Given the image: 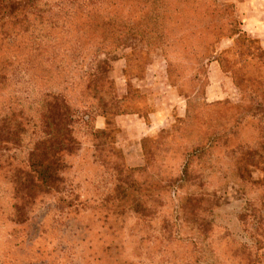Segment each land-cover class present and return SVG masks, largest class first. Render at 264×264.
Instances as JSON below:
<instances>
[{"label":"trees","instance_id":"obj_1","mask_svg":"<svg viewBox=\"0 0 264 264\" xmlns=\"http://www.w3.org/2000/svg\"><path fill=\"white\" fill-rule=\"evenodd\" d=\"M223 40H231V46L220 49ZM121 49L130 52L125 69L132 63L138 67L137 80L145 78L149 64L142 54L159 52L168 85L185 100L182 117L143 140L146 163L139 167L127 166L112 143L119 130L115 116L144 111L148 102L125 70L126 94L116 96L112 64L106 58ZM87 53L93 54V61L85 67ZM211 61L231 79L236 101H206ZM21 74L36 91L32 104L29 95L17 89ZM141 99L143 105L136 108ZM97 116L105 117V128L95 127ZM79 128L91 137L95 153L104 154L101 161L115 177L111 194L99 204V217L108 223L103 227L110 234L104 243L100 238L98 246L90 245L93 264H137L123 256L115 229L109 230L118 215L133 209L149 216L168 197L177 202L174 225L183 220L194 225L191 216L213 207L219 190L215 181L223 187L235 184V193L248 204L245 213L264 240V220L259 217L264 203V48L241 29L233 3L0 0V185L7 184L9 190V202L0 203V222L12 225L0 246V264H61L62 251L50 246L59 232L49 228L44 217L37 219L33 209L45 196L71 208L61 185L65 157L80 149ZM27 134L37 138L21 157L17 149L23 148ZM255 171L261 172L260 180L253 178ZM211 226V221L203 222L192 230L205 236ZM196 243L192 250L185 249L195 262ZM238 245L244 264H261L254 246Z\"/></svg>","mask_w":264,"mask_h":264},{"label":"rangeland","instance_id":"obj_2","mask_svg":"<svg viewBox=\"0 0 264 264\" xmlns=\"http://www.w3.org/2000/svg\"><path fill=\"white\" fill-rule=\"evenodd\" d=\"M225 1L234 4L233 0ZM262 1L264 2V0ZM236 16L241 21L237 13ZM231 44V40H223L220 49L228 48ZM129 53L128 49H121L106 58L112 64L110 76L115 82L116 96L120 97L125 93L126 78L123 74L125 70L126 77L127 73L131 74L129 81L136 92L139 94L145 92L147 96L150 95L153 104L166 108L173 107L174 117L177 118L178 114L182 112L183 103L178 100L175 90L168 87L164 58L159 52L153 53L149 57L142 54L143 58H146L144 62L149 64L146 63L145 78L137 80L134 74L137 73L138 67L135 63L125 69L126 57H129ZM84 56L85 67L92 66L90 62L93 61V54L87 53ZM81 71H85V69ZM207 73L209 83L205 99L208 103L223 99L237 100V91L231 79L221 72L216 61H211L208 64ZM16 83L19 85L17 89H20L24 95H29L28 102L32 104L33 95L37 94L36 91L34 92V87H32L28 76L19 75ZM73 94L75 91L70 92V95L73 96ZM194 100L199 107L202 106L201 100L197 98ZM144 104L148 105L149 103L144 101ZM141 105H143L142 99L136 108ZM198 106L196 107L199 108ZM133 126L135 132L140 131L141 128L137 123ZM84 134V128H79L77 136L80 149L74 151V154L66 156L64 161L66 168L63 171L64 182L61 189L62 195L67 198L68 203L66 204L71 208L66 205L60 206L53 196H45L33 209L37 219L41 220L44 217L47 226L49 228L51 226L56 229L57 233H60L50 241V246H55L59 249L58 251H62L61 264H93V258L89 253L90 245L98 246L100 238L104 243L108 240L107 235L110 234L106 233L108 229H104L103 220L99 217V213H103L99 204L103 198L111 194L115 177L101 161L104 154L97 155L92 147L91 137L87 133ZM130 137L126 130H122V132L118 130L112 137L113 147L121 152L124 160H130L129 157H131V163L138 162V165H144L146 160L142 159L141 161L137 158V154L130 145ZM35 138L37 137L30 134L23 137V148L17 149V153L21 157L32 146ZM125 149H128V153L124 152ZM107 158L112 160L110 156ZM253 178L260 180L261 172L255 171ZM215 182V187L219 190L215 194V200H211L213 207L207 212L198 210L195 213L196 216H191L190 219L194 221V225L185 224L184 220L178 225H174L172 221H175V213L173 211L177 202L174 203L168 197L163 196L162 207L159 208L156 205L149 212V216L142 217L141 213L133 212V209L127 210L128 212H124L121 216L118 215L116 221L113 220L115 227H111L109 230L115 229L114 234L123 248V256L133 259L137 264H244L237 253L239 249L236 247L239 246L238 244H245L252 245L257 249L258 259L261 264H264V240L259 237L256 223L245 213L248 204L235 193V184L229 183L223 187L224 183ZM224 189H227L228 193L221 199L226 192ZM8 191V185L2 183L0 185L1 204L9 202ZM75 203H79L78 207H75ZM259 212L261 215L259 217L264 220V203ZM165 220L166 224H164ZM163 221L164 223H162ZM208 221H211L212 225V230L208 235H199L197 230H192L199 224ZM11 227V224L0 222V246L4 237L7 236V230ZM105 227H108V223ZM175 231H178L179 236ZM257 240H262L261 244H257ZM194 242H197L194 249L198 253L196 262L195 258L190 260V252L185 250H192L191 246H194L192 244Z\"/></svg>","mask_w":264,"mask_h":264},{"label":"crops","instance_id":"obj_3","mask_svg":"<svg viewBox=\"0 0 264 264\" xmlns=\"http://www.w3.org/2000/svg\"><path fill=\"white\" fill-rule=\"evenodd\" d=\"M235 4L236 13L241 19V27L248 36L258 39L261 46L264 48V2L262 0H233ZM168 87H170L168 85ZM171 89H174L170 87ZM207 88V87H206ZM175 90V89H174ZM125 93L120 96L124 97ZM177 98L183 103L182 112L178 114V117H182L185 113V100L179 96L175 90ZM150 95H148V105L146 110L137 113H125L115 116V123L120 132L127 131L131 136L130 145L137 154L139 160L144 159L142 151V143L145 138L153 137L158 134L161 129L168 128L175 122L173 107H161L151 103ZM206 97V91H205ZM146 114V116H145ZM135 123L141 128L140 131L135 132L133 125ZM95 127L103 129L106 127V119L103 116H97L95 118ZM128 153V149L124 151ZM140 155V157H138ZM131 160V157H129ZM128 160V159H127ZM125 160L126 164L130 167H139L137 163H131L130 160ZM136 162V161H135Z\"/></svg>","mask_w":264,"mask_h":264}]
</instances>
